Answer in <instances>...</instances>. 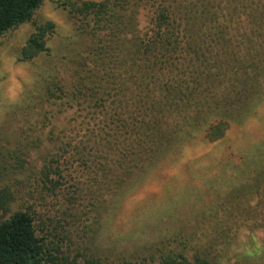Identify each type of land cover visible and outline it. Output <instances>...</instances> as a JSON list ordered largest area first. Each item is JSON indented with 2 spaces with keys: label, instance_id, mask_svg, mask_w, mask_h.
Wrapping results in <instances>:
<instances>
[{
  "label": "trees",
  "instance_id": "16d2710c",
  "mask_svg": "<svg viewBox=\"0 0 264 264\" xmlns=\"http://www.w3.org/2000/svg\"><path fill=\"white\" fill-rule=\"evenodd\" d=\"M258 1L70 3L81 50L46 86L48 99L63 108L58 114L68 117L41 170L47 193L62 197L69 211L101 218L111 199L175 147L200 133L215 143L232 124H244L264 99V0ZM43 3L0 0V39L33 22ZM54 32L52 22L37 24L20 61L47 52ZM233 170L239 176L215 190L203 225L161 240L149 256L114 261L98 252L72 257L61 226L32 206L12 209L16 198L5 188L0 264H223L222 253L240 234L250 247L239 263L264 264V236L255 241L264 232V163L247 157Z\"/></svg>",
  "mask_w": 264,
  "mask_h": 264
},
{
  "label": "rangeland",
  "instance_id": "374dc122",
  "mask_svg": "<svg viewBox=\"0 0 264 264\" xmlns=\"http://www.w3.org/2000/svg\"><path fill=\"white\" fill-rule=\"evenodd\" d=\"M80 1L101 0H44L33 22L0 39V192L8 188L15 196L12 209L32 206L42 218L48 216L60 225L63 234H57L65 238L64 249L69 248L72 257L98 252L110 261L137 259L156 252L161 240L184 228L203 225V209L214 204L215 190H225L227 182L239 176L233 168H242L247 157L264 163V99L244 124H232L221 141L212 143L200 133L175 147L122 196L111 199L101 218L93 211H69L62 197L47 193L41 170L53 148L50 139L62 137L68 129V117L58 114L63 108L48 99L46 86L81 50L76 18L69 14L70 3ZM233 1L242 0H230L231 6ZM47 22L55 24L47 39L48 51L21 62V51L36 25ZM256 147L257 152L248 155ZM240 236L222 253L223 264L241 263L250 245ZM263 236V231L257 232V245Z\"/></svg>",
  "mask_w": 264,
  "mask_h": 264
}]
</instances>
